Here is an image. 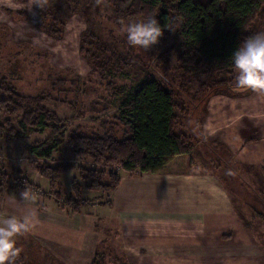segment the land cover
Returning a JSON list of instances; mask_svg holds the SVG:
<instances>
[{
	"label": "crops",
	"instance_id": "0c3cea01",
	"mask_svg": "<svg viewBox=\"0 0 264 264\" xmlns=\"http://www.w3.org/2000/svg\"><path fill=\"white\" fill-rule=\"evenodd\" d=\"M230 93L207 97L203 139L192 151L157 173L123 169L113 191L83 189L87 199L77 211L60 203L72 192L76 169L65 193L58 188L60 200L39 181L46 186L34 191L37 219L17 239V264H93L98 252L128 264H264L254 226L264 224L256 215L264 211L237 202L226 183L228 174L240 179L264 203V95ZM23 189L0 192V215L13 213L7 196L19 198Z\"/></svg>",
	"mask_w": 264,
	"mask_h": 264
},
{
	"label": "rangeland",
	"instance_id": "374dc122",
	"mask_svg": "<svg viewBox=\"0 0 264 264\" xmlns=\"http://www.w3.org/2000/svg\"><path fill=\"white\" fill-rule=\"evenodd\" d=\"M26 2L0 0V79L5 77L24 95L51 96L44 102H26L24 107L36 110L42 104L48 108L56 116L48 123L56 125L58 133L52 135L51 129L38 126L25 132L20 126L24 111L17 115L0 113V176L2 171L8 175L6 189L18 188L15 186L22 176L21 181L26 177L32 183L33 191L42 190L46 185L39 181L49 180L36 164L44 161L70 162L76 170L79 166H97L90 157L75 155L67 144L69 136L75 132L88 136L109 133L124 138L129 128L120 120L122 102L149 76L166 79L179 92L181 104L199 105L189 118L191 123L199 121L197 128L209 94H239L218 84L221 74L183 65L179 55L186 41L177 27L175 32L164 27L159 43L148 51L127 43L121 21L127 24L158 16L156 9L140 8L134 0H50L45 10L34 6L30 12L21 6ZM197 133L202 140L203 133L198 129ZM54 138L62 142L51 157L41 158L32 152L35 145ZM113 169L119 174L123 170L118 165ZM66 174L59 186L64 193L69 172ZM226 180L237 202L246 201L264 211V203L249 195L240 179L228 174ZM57 191L51 184L47 186V193L60 200ZM68 196L60 203L65 204ZM254 226L264 248V224Z\"/></svg>",
	"mask_w": 264,
	"mask_h": 264
},
{
	"label": "trees",
	"instance_id": "16d2710c",
	"mask_svg": "<svg viewBox=\"0 0 264 264\" xmlns=\"http://www.w3.org/2000/svg\"><path fill=\"white\" fill-rule=\"evenodd\" d=\"M134 1L140 8L156 9V19L162 28L174 25L179 29L186 41L179 55L183 65L221 74L218 84L229 87L233 92L248 90L235 87L236 72L230 57L246 37L264 31V0ZM169 85L166 79L162 81L149 76L124 98L120 120L129 128L124 138L119 139L109 133L88 136L75 132L69 136L67 144L75 155L90 157L97 164L92 168L77 167L78 175L71 182L72 192L66 197L74 211L82 206L83 189L107 193L118 186L121 175L113 169L114 166L128 172L157 173L176 155L194 149L200 141L197 129L202 134V128L201 124L197 128L199 121L191 123L189 118L193 117L199 105H190L185 100L188 105L181 104L179 92ZM46 99H51V96L30 97L20 93L5 77L0 79V113L17 115L24 111L20 126L25 132L29 127L38 126L44 130L51 129L52 135L58 133V127L48 123L56 119L48 108L42 104L36 110L24 107L26 102H44ZM61 142L54 138L35 145L32 152L41 158H49ZM36 168L49 180L52 189H57L62 174L76 166L64 161L55 164L44 161L37 163ZM107 177L109 181L105 182ZM19 179L15 187L25 186V183L32 187L26 177L23 181L22 176ZM7 184L8 175L2 171L0 192L6 189ZM256 215L264 221V214ZM116 259L110 261L106 253L98 252L93 264H128Z\"/></svg>",
	"mask_w": 264,
	"mask_h": 264
},
{
	"label": "clouds",
	"instance_id": "9594fccd",
	"mask_svg": "<svg viewBox=\"0 0 264 264\" xmlns=\"http://www.w3.org/2000/svg\"><path fill=\"white\" fill-rule=\"evenodd\" d=\"M49 5L50 0H27L21 6L31 12L34 6L43 11ZM121 23L127 43L146 51L157 45L164 34L156 16L138 22ZM167 28L169 31H176L174 25ZM230 59L236 72L235 87L264 95V31L246 37ZM21 166L23 167L24 163ZM35 201L36 193L27 183L19 198L15 194H8L6 203L14 211L6 216L0 215V264H17L22 252L17 246V239L29 233L37 219V211L31 206ZM131 223L136 222L133 220Z\"/></svg>",
	"mask_w": 264,
	"mask_h": 264
}]
</instances>
